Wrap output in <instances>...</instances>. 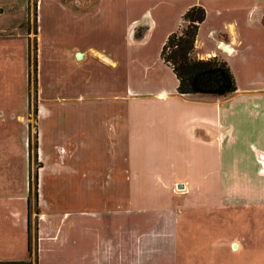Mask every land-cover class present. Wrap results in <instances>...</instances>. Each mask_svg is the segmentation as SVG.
<instances>
[{
    "label": "crops",
    "instance_id": "1",
    "mask_svg": "<svg viewBox=\"0 0 264 264\" xmlns=\"http://www.w3.org/2000/svg\"><path fill=\"white\" fill-rule=\"evenodd\" d=\"M19 1L23 0H0V28L4 31H11L27 22L28 6L24 3L22 7H16ZM36 1L38 18L39 2L43 0ZM44 1L61 4L69 13L66 16L70 20L78 16L93 19L104 2L110 5V10L118 7L121 13L115 21L117 25L110 24L107 32L121 29L122 40H118L125 49L132 48L137 52L132 55L126 50L116 52L113 49L110 54L104 51L97 54L102 65L113 75L109 79L112 93L122 98L123 103L128 100L116 115V122L108 121L104 126L92 119L87 122L70 121L69 132L57 143H50L51 147L46 151L40 132L43 130L45 133L42 119L47 115L44 113L47 109L39 103L38 160L42 166L37 172V206L31 202L32 241L37 240V247L39 242L38 250L45 249V253H49L48 247L43 246L44 242H50L53 244L50 249H55L58 241L63 240L64 243L59 245L66 244L76 264H145L144 259L148 255L152 256L161 249L155 248L157 244L153 242V232L148 236L137 234V245L127 249V217L132 218L129 222L134 221L140 226L141 223L152 222L169 226L175 219V207L172 205L178 199L191 195V192H218L220 208L226 193H229L230 205L239 198L237 193L242 192L248 193L242 197L249 200L250 205H264V0H221L210 24L209 37L214 46L205 53L200 52L199 40L203 26L210 22L208 12L200 25L195 44L196 57H218L229 65L237 91L227 98L178 95L177 78L161 59L160 53L168 35L179 30L189 5L180 12L176 26H170L173 28H167L162 20L158 25L153 18V42H148L144 38L148 34L139 39L133 34V28L127 29L126 8L119 0ZM106 17L105 13V20ZM119 23L123 26L119 27ZM99 26L97 23L96 27ZM156 32L161 33L159 37ZM42 40L39 28L40 81L44 67L46 73L58 64L56 60L50 63L42 61ZM226 45L227 50L224 49ZM149 47L151 54L144 55ZM78 53L81 54V61L87 58V53L88 57L93 54L90 48L76 45L66 53L64 64L69 65L70 76L64 91L68 95L79 94L80 98L81 92H69L76 80L71 75V68L78 62L75 57ZM49 80L51 94L60 93L56 88L57 79L52 77ZM55 90L58 92L55 93ZM87 93H93L92 88L91 91L86 90ZM53 125L54 122L49 123L48 127ZM101 143L102 147L104 143H112L117 150L113 153L117 167L112 166L111 182L109 169L105 182L96 178L99 174L103 176L100 166L96 172L94 168V148ZM26 144L29 157L27 141ZM199 159L211 160L212 164L202 173L207 176L196 175L193 179L189 164L184 162ZM148 160L153 161V168L136 173L134 182L131 175L133 161ZM176 165L181 166L180 171H177ZM29 174L30 166L25 173L24 193L17 198L12 196L8 184L0 183V255L14 256L13 261H20L22 258H17V255H23L22 251L27 249L24 232H27ZM115 175L120 177L121 184L119 181L115 183ZM141 176L149 178L140 179ZM46 177L53 179L49 199L45 193ZM151 183L153 187L149 185ZM178 184H183L184 188L178 189ZM95 188L111 191V195L104 196L103 201L100 196L95 201ZM63 190L69 193L63 196ZM158 191L167 193L171 201L167 204L154 201L149 205L127 203V192ZM95 209L101 213L98 219L94 216ZM9 214L15 220L8 221Z\"/></svg>",
    "mask_w": 264,
    "mask_h": 264
},
{
    "label": "rangeland",
    "instance_id": "2",
    "mask_svg": "<svg viewBox=\"0 0 264 264\" xmlns=\"http://www.w3.org/2000/svg\"><path fill=\"white\" fill-rule=\"evenodd\" d=\"M119 1L126 8L127 29L133 28V34L139 39L148 34L144 37L147 39L145 41L148 42H153V18L158 25L162 20L167 28H173L176 26L180 18L179 14L184 7L200 5L206 10V13L210 14V22L203 26L200 34V52L205 53L214 46L209 37L210 24L213 22L211 20L221 0ZM24 3L28 6L29 20L27 19V22L11 31H4L0 28V183L8 184L12 189V196L17 198L19 194L24 193L25 173L30 166V195L32 202H34V194L37 191L35 176L40 169L37 126L40 104L47 109V111L44 110L47 115L42 119L45 133L43 130L40 132L46 151L51 147L50 143H57L69 132L70 121L87 122L92 119L104 126L108 121L116 122V115L128 100L123 103L122 98L112 93L109 79L113 75L109 73L107 67L102 65L97 54L103 53V51L110 54V50L113 49L116 52L126 50L132 55L137 51L123 47L119 41L122 40L121 29L107 32L110 24L115 23L121 13L118 7L110 10V5L107 2H104V6L101 3L96 17L90 20H87L86 16L73 17L70 20V17L66 16L69 13L61 4L44 0L42 3L39 2L37 18V1L29 0L28 4L26 0L25 2L24 0L19 1L16 7H22ZM104 12L107 16V23L104 19ZM120 19L122 22V17ZM97 23L100 24L99 27H96ZM115 24L117 25V23ZM38 26L40 36L43 38L40 44L42 61L50 63L56 60L58 62L53 69L49 68L46 73V68H43L42 81H40L38 66ZM122 26L123 24L119 23V27ZM184 26L185 23L181 22L179 29L184 28ZM160 34L155 33L157 37ZM74 45L80 48H90L93 53L92 55L89 54L91 55L89 57L87 53V58L83 61L75 54L78 62L74 68H71V75L76 80L69 92L71 91L72 94L75 91L81 92L80 98H78L79 94L73 96L65 94L64 91L70 76V67L64 64V58ZM150 54L151 47L144 51V55ZM193 56L197 55L194 53ZM52 77L57 79L56 88L60 91L55 95L51 94L52 91L49 87V79ZM132 81L136 80L132 79ZM91 88L93 93L85 94L86 90L87 92L91 91ZM58 91L55 90V93ZM53 122V127L49 128V123ZM25 139H27L29 146V157ZM106 144L104 143V147H102L103 143H101L98 146L95 145L94 148L95 172L100 166L99 170L103 173V176L100 174L96 176L100 182H105L108 169L111 182L112 166L117 167L114 163L117 160H114L113 154L117 152L116 147L112 143ZM127 162L129 163V161ZM186 163L189 164L188 169L193 174V179H196V175L207 176L202 175V173L207 171L206 169L210 167L212 161L199 159L185 161L184 164ZM132 166L131 175H133L132 180L135 182L136 177L134 175L150 171L153 168V161H133ZM176 166L177 171H180L181 166ZM184 168L187 169V166L185 165ZM64 176L63 173V179ZM127 178L129 180V177ZM139 178L148 179L149 177L141 176ZM117 181L122 183L120 177L115 175V183ZM60 184L63 185L64 181ZM44 185L46 197L49 199L53 179L46 177ZM149 185L153 187V183ZM66 193L68 194L69 191L63 190L62 195L65 196ZM247 194L244 192L237 193L239 198L234 199L230 205L229 193H226V197L223 196L222 198L224 199L223 206L220 208L218 206V192L204 191L193 194L191 192V195L184 196L183 200L180 199L182 200L181 203L178 199L172 205L175 207L173 209L175 219L174 223L169 226L153 222L141 223L140 226L134 221L129 222L128 220L132 218L127 217L125 220L127 221V249H132L133 246L137 245V234L148 236L153 232V242L156 241L157 244L155 248L161 250H157L152 256L148 255L144 259V261L146 260L145 264H264V205L260 206L262 203H258L257 206L250 205L249 200L242 197ZM107 195L110 196L111 191L94 189L93 198L95 201L100 196L103 201V197ZM234 195L236 194L234 193ZM130 201L148 205L154 201L159 204H167L171 198L167 196V193L159 191L157 193L127 192V203ZM178 209H180L179 212ZM94 214L95 219L101 216L97 209H95ZM10 219L15 220L9 214L7 220ZM24 235L28 239L26 230ZM13 237L15 236L13 235ZM14 243H17V240L14 239ZM59 243L63 244L64 241L59 240L55 249H50L53 244L44 242L43 246H47L49 252L45 253L47 251L45 249L38 250L39 242L37 247V240L34 239L32 241L33 255L31 256L26 249L22 251L24 254L17 255V258H22L20 261H26L37 257V264H76L72 261L74 256L70 254L66 244L63 246ZM12 258L14 256L0 255V262H11L13 261Z\"/></svg>",
    "mask_w": 264,
    "mask_h": 264
},
{
    "label": "trees",
    "instance_id": "3",
    "mask_svg": "<svg viewBox=\"0 0 264 264\" xmlns=\"http://www.w3.org/2000/svg\"><path fill=\"white\" fill-rule=\"evenodd\" d=\"M205 19L206 10L202 6L194 5L188 8L182 16L184 28L168 35L160 56L177 78L178 95H209L227 98L237 91L236 80L229 65L218 57L199 59L193 56L194 53L196 54L195 44L199 27ZM41 166L40 163V168ZM35 182H37V173ZM27 201V249L32 256V198L30 194ZM34 202L37 206V191L34 194ZM35 212L38 213L36 207ZM0 264H37V257L26 261L0 262Z\"/></svg>",
    "mask_w": 264,
    "mask_h": 264
},
{
    "label": "water",
    "instance_id": "4",
    "mask_svg": "<svg viewBox=\"0 0 264 264\" xmlns=\"http://www.w3.org/2000/svg\"><path fill=\"white\" fill-rule=\"evenodd\" d=\"M224 49L227 50V45L224 47ZM77 56H78V58H81V54L80 53H78ZM177 187H178V189H183L184 185L183 184H178Z\"/></svg>",
    "mask_w": 264,
    "mask_h": 264
},
{
    "label": "bare ground",
    "instance_id": "5",
    "mask_svg": "<svg viewBox=\"0 0 264 264\" xmlns=\"http://www.w3.org/2000/svg\"><path fill=\"white\" fill-rule=\"evenodd\" d=\"M263 161H264V159H263Z\"/></svg>",
    "mask_w": 264,
    "mask_h": 264
}]
</instances>
